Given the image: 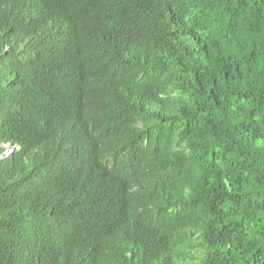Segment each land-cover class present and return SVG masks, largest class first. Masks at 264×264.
I'll list each match as a JSON object with an SVG mask.
<instances>
[{"label":"trees","instance_id":"obj_1","mask_svg":"<svg viewBox=\"0 0 264 264\" xmlns=\"http://www.w3.org/2000/svg\"><path fill=\"white\" fill-rule=\"evenodd\" d=\"M0 264H264V0H0Z\"/></svg>","mask_w":264,"mask_h":264},{"label":"clouds","instance_id":"obj_2","mask_svg":"<svg viewBox=\"0 0 264 264\" xmlns=\"http://www.w3.org/2000/svg\"><path fill=\"white\" fill-rule=\"evenodd\" d=\"M15 147H10L9 145L4 146V153L0 156V159L8 157L14 150Z\"/></svg>","mask_w":264,"mask_h":264}]
</instances>
